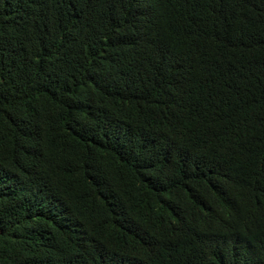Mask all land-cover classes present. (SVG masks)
<instances>
[{"label": "trees", "instance_id": "obj_1", "mask_svg": "<svg viewBox=\"0 0 264 264\" xmlns=\"http://www.w3.org/2000/svg\"><path fill=\"white\" fill-rule=\"evenodd\" d=\"M0 264H264V0H0Z\"/></svg>", "mask_w": 264, "mask_h": 264}]
</instances>
